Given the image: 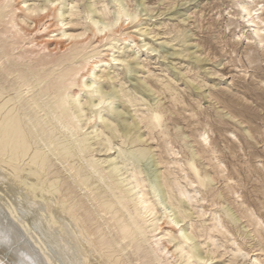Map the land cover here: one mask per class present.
Listing matches in <instances>:
<instances>
[{"label": "bare ground", "instance_id": "1", "mask_svg": "<svg viewBox=\"0 0 264 264\" xmlns=\"http://www.w3.org/2000/svg\"><path fill=\"white\" fill-rule=\"evenodd\" d=\"M54 3L53 0H46L39 4L33 2L31 5H27L26 0H0V264L208 263L207 261H211L212 259L210 254H208L207 258H203V256L198 253L197 249L193 247L195 245H184L182 240L174 242L176 239H178V236L174 235L172 230H174V232H179V236L182 239H188L189 237V232L186 234V231L182 232L180 228L177 227L179 222L183 221L187 216L186 214L178 211L177 216L174 215L175 219L170 220L168 217L170 221H165L164 226H160L158 223V221H160L159 218L155 217V214L158 213L157 203L152 199V196L148 195V192H146L145 189L147 188V185H153V182H144L148 179L144 177L146 179L144 180L138 176L142 169L140 171L136 169V167L129 169L130 173H128V180L130 187L128 189H122L120 185L121 181L113 179V172L116 169V166H119L118 164L124 165L125 169L128 170L127 167L129 164H131L129 160L130 154H133L132 152L127 153L126 150L125 153L124 151H121V149L118 151L117 148L118 154H116L119 160H116H118L120 163L117 165L108 164L106 168H103L100 165V162L98 161L99 159L96 160L93 159L92 155L87 157L84 154L85 150H87L86 141L88 140L85 136H81V134H79V129L81 130L82 128L81 126L79 127L76 125L74 116L70 115V111L72 109L76 113H78L77 111H83L81 107L82 104L86 102H88L92 109L101 108L104 106L109 107V105L112 103L111 99H113V95L107 91V86L104 85V83H97V78L100 79L103 76V73L99 75L97 72H95V70L97 67L111 65L112 63H109L110 60L114 62L113 64H117L118 62L123 61L125 58L122 60L121 58L114 56L115 51L113 50L111 53L109 52L111 50L108 51V47L106 48L105 45L107 44V39H109V36L111 35H106V37L102 36V41L105 40V42L97 46L96 43H99V40L95 44H91L90 40L85 38V31H79L77 33L71 31L68 32L66 30L60 31L61 27H54L53 24L59 25L62 23V20L59 21V18H57L58 14L56 13V11H58L57 8L59 7H54ZM247 3L248 2H243L239 6L244 18L246 17L247 25L253 27L252 34L249 36V38H255L257 40V44L255 45L264 48V14L262 13V10H264V1L262 3L258 2L259 6L257 7L256 5L258 3H254V5H256L253 7L246 5ZM101 5L104 6L102 2ZM100 9L102 10L101 7ZM238 10L239 9H237L236 14L238 13ZM105 11L106 12L101 11L100 20H96L98 18H90L91 23L93 24L94 35L98 34V32L102 33V31L106 30V27H108L110 30V28H113V26L115 27V24L118 21L117 13L119 10H115L111 13H107V10ZM58 13L60 16L61 13ZM126 16H128L130 20L137 17L135 12L128 14L126 13ZM39 17H43L44 19L41 23L39 22L40 26L37 28L34 34L41 36L44 41L41 43L42 46L40 45L41 47L37 48L39 44L37 43L35 45L33 43L34 40L37 41L38 38L31 41H25L27 39L26 36H24V32L25 30L29 29V22H36ZM99 22L100 24H98ZM68 23L70 24L71 22ZM120 29L119 31H121ZM56 31H60V33H56ZM54 32L56 34H53ZM109 32L111 33V31ZM128 37L129 36H123L122 42L124 43V41H127L129 39ZM118 40L120 41V39ZM62 42L65 43L66 46L60 52L49 47V44H57ZM99 47L102 48L99 49ZM104 56L109 58L103 59ZM91 58H96V60L92 61ZM100 71L102 70L100 69ZM158 83L164 87L163 90L169 92L170 98L173 101L172 103L175 104L180 102L179 104H181L182 100L179 97L180 95L177 94V92L175 93L177 89L174 91V87L168 83ZM121 89L122 88H120V90ZM112 90H114V88ZM118 90L119 89L115 91L118 92ZM82 91H86L88 93V97L85 98V100L82 99L83 101L78 98L80 97L79 95ZM122 91L123 90H121L119 93ZM123 92H125V94L127 93L126 90ZM94 93H99V95H96L97 97L94 98ZM156 93L158 94L159 92ZM121 94L125 95L124 93ZM128 96L130 97V95ZM131 99L132 98L130 97L128 100ZM143 101H145V99ZM172 103L170 102L173 108ZM152 105H148L145 111L143 110L145 113H143L142 116H139L140 122H143V127L148 129V134H151V132L156 129H159L162 133L164 132L163 130L165 128V120L168 117L166 116V110L159 104L154 106ZM226 105L228 104L226 103ZM199 106L196 108H199ZM111 109H113V107ZM115 110L117 111V109ZM171 110L172 109H170V111ZM229 113L231 112H228V114ZM192 114L193 113H191V115ZM97 115L98 114H96L94 117H98L99 115L102 116L100 113L98 116ZM90 116H88L87 120ZM107 123L108 126L109 123L113 124L112 122ZM111 128L112 131H116V129H113L111 125L109 131ZM115 131L113 133H116ZM100 132L101 130H99V133ZM117 132L119 133L118 130ZM115 135L117 136V134ZM103 136L104 135H102V137ZM163 137L170 139L165 134ZM207 138L208 137L206 135H202L203 141H206ZM106 139V142H103L102 139L100 140L107 146L109 143L107 142L108 138ZM138 139V137H135L130 141V143H135ZM163 140L165 139H162V142ZM201 142L202 141H200V143ZM169 143H166L167 145H170L167 149L171 147L172 143ZM163 144L165 146V143ZM206 144H209L208 141ZM146 149L147 147L145 150ZM167 149L165 152L169 153ZM221 150L218 152L222 153ZM213 151L214 149L212 152ZM170 152L177 156V152L173 151L171 148ZM144 153L145 151L143 149H137L135 158L138 159L139 157H142ZM181 155L184 154L182 153ZM195 155L196 152H191L190 155L185 158V162L183 164L184 167H182L180 164L179 166L180 170L184 171L183 178L186 180L185 183H189L188 185L190 186V183H193L194 185L195 182L199 188H203L206 187L207 183L212 179V177L207 174L208 172L206 173L205 171H201L194 158ZM163 160L164 159L161 161ZM159 161L160 160H158V162ZM164 161L162 163H164ZM219 162L217 164L220 168V171L223 172L224 169L221 168L220 165L222 162L220 164ZM172 163L178 164L179 161L174 159L172 160ZM213 165H215V163ZM167 166L170 165L167 164L166 167ZM232 167L233 166H231V168ZM176 170L178 169L176 168ZM234 173L238 175L237 171ZM172 174H174V172L170 174L173 177ZM212 174L213 176L218 175V173L214 174V172ZM232 174L233 173L230 172L226 176H222L225 177L227 180L226 182H236L237 178L235 180ZM61 175H63V177H61ZM164 176L162 177V184L166 188L167 198L172 200L175 198V195L178 194L183 195V197H186V199H184L187 200V189L185 190L186 187H184L183 184H180L179 181L181 180L178 181V178L180 179V177L177 179L170 177V179H172L170 180ZM160 177L161 176H159V178ZM183 178L181 179L183 180ZM123 181L125 182V179ZM219 181L220 180H218V182ZM156 183L157 182H155V184ZM159 184L161 185V181ZM159 187L160 186L158 185V188ZM229 187H231V185H229ZM77 190L82 191V193H77ZM191 190L192 189H190V191ZM193 193H195V191ZM199 197L203 199L202 196ZM205 198L207 199L206 196ZM238 211H236L237 214ZM197 213L198 210L196 214ZM224 213L233 219V215L228 212V208L224 209ZM162 214L165 213L163 212ZM252 214L247 215L248 219L249 216H252ZM244 215L242 214V217ZM159 216H161V214ZM163 218H165V216ZM238 218H241V216L239 215ZM220 219L221 218L219 217L218 220ZM260 219L261 218H258L256 215H254V217H251L249 220L250 226H253V231L251 233H254L256 237L261 238V235L264 233L261 234L262 229L260 230L259 228L262 225ZM215 222L217 223V220ZM248 222L249 221H247V223ZM222 224L219 223L221 232H223ZM194 226L200 227L197 225ZM214 227L218 228L217 226ZM194 228L192 230H194ZM202 229L200 232H202ZM209 229L210 228L206 230ZM211 230H214V228H211L209 231ZM207 233L209 234V232ZM217 233H219V231ZM191 234L194 235L193 233ZM226 234L229 235V233ZM208 236L209 235H207V238L209 240L211 234L209 237ZM194 237L195 235L193 238ZM214 241L215 240L213 239V243ZM171 242H173V244H171L172 246L170 245L168 248L167 246ZM173 246L174 248L171 249ZM236 249V251H240L241 249L238 244Z\"/></svg>", "mask_w": 264, "mask_h": 264}, {"label": "rangeland", "instance_id": "2", "mask_svg": "<svg viewBox=\"0 0 264 264\" xmlns=\"http://www.w3.org/2000/svg\"><path fill=\"white\" fill-rule=\"evenodd\" d=\"M44 1L46 0H26V4L31 5L33 2L39 4ZM242 1L248 2L246 5L253 7L258 2L262 3L264 0H53V3L55 2L54 7H59L57 8L58 11H56L58 14L57 18H59V21L62 20V23L59 24L60 26L53 24L54 27H61L60 31L66 30L76 33L85 31V38L90 40L91 44H95L99 40V43H96L97 46L105 42V40L102 41V36L106 37V35H111L109 39H107L106 48L108 47L107 49L108 51L111 50L109 51L111 53L114 50V56L122 60L125 58L123 60L124 62L120 61L117 64H113L114 62L110 60L109 63H112L111 65L97 67L95 70L99 75L103 73L100 79L97 78V83H104V85L107 86V91L113 95H111L113 99H111L112 103L109 107L104 106L92 109L88 102H86L83 103L85 105L82 104V112L77 111L78 113H76L73 109L70 111V115L74 116L76 125L82 128L81 130L79 129V134L85 136L88 140L86 141L87 150H85L84 154L87 157L92 155L93 159H99L100 165L106 168L108 164L117 165L120 163L117 157V148L118 151L121 149V151L125 153L126 150L127 153L132 152L133 154H130L129 160L131 164L127 167L128 170L125 169L122 164H118V167L115 165L116 169L113 172V179L121 181L120 185L122 189H128L130 187L128 180V173H130L129 169L132 167H136L139 171L142 169L138 176L144 180L148 179L144 182H153L154 186L157 185L154 188V186L150 184L147 185L145 189L148 195L152 196V199L157 203L158 213L155 214V217L159 218L160 221H158V223L163 227L165 221L175 219L178 211L186 214L187 216L183 221L179 222L177 227H179L182 232L186 231V234L189 232L188 236L190 238L182 239L179 236V232H174V230H172V233L178 236V239L174 242L182 240L184 245H195L193 247L197 249L198 253L203 256V258H207L208 254H210L212 259L205 264H264V234H262L264 233L262 232L264 231V48L255 45L257 44L255 38H249L252 34L253 27L247 25L246 17L244 18L243 13H241L239 5L243 3ZM101 2L105 7L101 5ZM254 3L256 4L254 5ZM259 3L256 7L259 6ZM68 6L75 8L72 9ZM237 9L239 10L236 14ZM100 10L104 12L107 10V13L119 10L117 13L119 22L117 21L115 27L113 26L115 30L113 28L109 30L108 27H104L106 29L103 28L105 31H102V33L98 32L99 35H94L93 24L90 18H98L96 20H100ZM58 12L62 15L60 14L59 16ZM132 12H135L137 16L134 18L135 20L132 19L134 21L126 16V13ZM262 13L264 14V10H262ZM43 19V17H39L36 22L30 21L29 29L24 32V36H26L27 39L25 41L38 38L37 41L34 40L33 43L35 45L37 43L39 44L37 48L42 46L41 43L44 40L41 36H38V34L35 35L34 33L40 26L39 22L41 23ZM67 21L71 23L69 24ZM98 24H100V22ZM83 26L86 29H84ZM118 27L119 29L121 28V31H119ZM60 31H56V33H60ZM109 31H111V33ZM114 31H117L116 34ZM56 33L54 32L53 34ZM123 36H129L128 42H122ZM118 39H120V41ZM65 46L63 42L49 44L51 49L59 52L62 51ZM111 46L114 48L112 49ZM101 48L99 47V49ZM104 58L106 59L109 57L104 56L103 59ZM91 60L94 61L96 58H91ZM100 69L102 71H100ZM158 82L170 84L174 87V91L177 89L175 93L177 92V94L180 95L178 96L182 100L181 104H179L180 102H177L178 104L172 103L173 101L170 98L169 92L163 90L164 87ZM113 88L114 90H112ZM120 88H122L121 90L123 91L126 90L128 95L134 99L128 100L130 97L123 91L121 93L125 95L119 93L121 91ZM117 89H119L118 92L115 91ZM156 92L159 93L157 94ZM86 93V91L80 92V97L78 98L81 101L85 100V98L88 97V93ZM96 95L98 96L99 93H94V98L97 97ZM142 98L143 100L145 99V101H143ZM170 102L173 104V108ZM152 104H159L166 110V116L168 117L165 120V128L162 133L159 129H156L153 130L151 134H148V129L143 127V122H140L139 116H142V114L145 113L143 110L145 111L146 107ZM196 105L199 106V108H196ZM89 107L91 108L90 111ZM110 107H113V109ZM114 108L117 109V111ZM170 109L172 110L170 111ZM98 112L102 116H100ZM190 112L193 114L191 115ZM228 112L231 113L228 114ZM96 114L101 118L98 115L99 118L94 117ZM88 116L90 117L87 120ZM107 122H112L113 124L109 123L108 126ZM110 125L113 129H116V131H112V128L109 131ZM99 130H101L100 133ZM114 131L116 133H113ZM101 133L104 135L103 137ZM115 134H117V136ZM164 134L170 139L163 137ZM202 135L208 137L206 141H203ZM135 137L139 139L135 143H130ZM197 137H201L200 139L202 140ZM106 138H108L107 142L109 143L107 146L103 143L104 141L106 142ZM100 139H102L103 142ZM162 139L165 140L162 142ZM200 141L203 143H200ZM207 141L209 143L208 145L206 144ZM163 143H165V146ZM166 143H172L170 148L177 152V156L170 152V148L167 149L170 145ZM146 147L147 149L145 150ZM165 147L169 153L165 152ZM137 149H143L145 151L144 155L138 158L139 160L135 158ZM213 149L215 154L212 152ZM220 150L222 153L218 152ZM191 152H196L194 158L201 171L208 172L207 174L212 177L206 187L199 188L195 182L194 185L190 183V186L188 185L189 183H185L186 180L183 178L184 171L180 170L179 164L184 167L185 158L188 157ZM182 153L184 155H181ZM197 154L200 155L198 156ZM161 158L164 160L166 159L165 161L163 160L164 163H162L163 161H161ZM174 159H177L179 163H172ZM158 160L160 161L158 162ZM218 162L219 164L222 162L220 165L221 168L224 169L223 172L220 171L217 164ZM214 163L215 165H213ZM165 164L170 166L166 167ZM230 165L233 167L231 168ZM176 168L179 171L176 170ZM170 171L171 173L174 172V174H172L174 178L170 175ZM212 171L214 174L218 173V175L213 176ZM236 171L238 175L234 173ZM230 172L233 173L232 175L235 180L237 178L236 182H226L227 180L224 176ZM159 176L161 177L159 178ZM163 176L168 179H170V177L173 179L180 177L178 181L181 180L179 181L180 184L186 187L185 190L187 189L186 194L188 199L185 200L186 197L178 194L175 195L174 199H168L166 196V188L162 184ZM61 177H63V175H61ZM122 178L123 180L125 179V182ZM181 178H183V180ZM218 180L220 181L218 182ZM160 181L161 185L159 184ZM155 182L158 184H155ZM158 185L160 186L159 188ZM229 185H231V187H229ZM190 189L192 190L190 191ZM193 189L195 193H193ZM77 193L80 194L82 191L77 190ZM199 196H202L203 199ZM227 208L228 212L233 215V219L224 213V209ZM246 209L249 210L247 211ZM197 210L198 213L196 214ZM235 210L238 211V214ZM163 212L165 214H162ZM158 214H161V216ZM242 214L245 215L242 217ZM249 214H252L251 217L256 215V217L261 218L262 225L259 227L260 230L262 229L261 238L251 233L253 231V226H250L249 219H251V217L249 216L248 219L247 216ZM239 215L241 218H238ZM164 216L165 218H163ZM219 217L221 218L220 220H218ZM208 219H212L211 221L213 222ZM216 220L218 224L215 222ZM246 220L249 222L247 223ZM219 223H223V232L220 231L221 227ZM214 226H217L219 229ZM193 228L194 230H192ZM196 228H201L202 232H200L201 229L197 230ZM208 228H214L216 232L214 230L209 231L210 229L206 230ZM218 231L219 233H217ZM207 232H209V234ZM191 233H193L196 238H193L194 235ZM226 233H229V235ZM207 235L210 236L209 240ZM213 239L215 240V244L213 243ZM171 244H173V242L168 244L167 247L169 248ZM232 244L236 246L238 244L241 248L240 251H236V246ZM173 248L174 246L171 247V249Z\"/></svg>", "mask_w": 264, "mask_h": 264}]
</instances>
